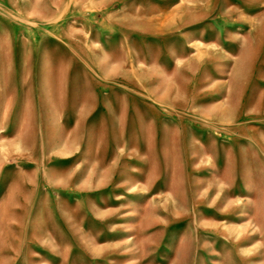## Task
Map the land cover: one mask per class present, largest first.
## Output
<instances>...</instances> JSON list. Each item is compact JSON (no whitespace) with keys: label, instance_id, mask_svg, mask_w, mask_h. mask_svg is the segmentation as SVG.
I'll return each mask as SVG.
<instances>
[{"label":"rangeland","instance_id":"374dc122","mask_svg":"<svg viewBox=\"0 0 264 264\" xmlns=\"http://www.w3.org/2000/svg\"><path fill=\"white\" fill-rule=\"evenodd\" d=\"M0 264H264V0H0Z\"/></svg>","mask_w":264,"mask_h":264}]
</instances>
